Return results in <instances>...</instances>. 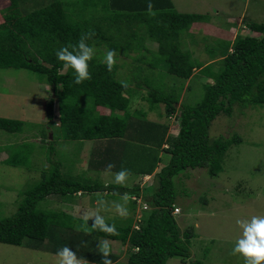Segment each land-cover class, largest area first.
I'll return each instance as SVG.
<instances>
[{
  "label": "trees",
  "instance_id": "16d2710c",
  "mask_svg": "<svg viewBox=\"0 0 264 264\" xmlns=\"http://www.w3.org/2000/svg\"><path fill=\"white\" fill-rule=\"evenodd\" d=\"M26 1L10 0V5L2 11L0 68L31 70L51 87L53 96L47 102L46 115L49 124L56 127L54 118L58 109L61 122L58 128L64 139L119 143L113 152L96 151L98 158L91 162L96 169L106 171L107 165L113 163L116 166L113 172L123 166L132 174H153L156 181L141 194L138 186L120 187L111 181L65 176L61 165L56 164L51 171L44 170L41 180L23 192L13 215L0 218V242L44 248L55 254L62 246L68 245L77 250L78 255L100 263L97 244L107 239L128 244L132 253L127 264H168L169 259L176 256L186 262L191 257L190 241L195 233L193 227L182 230L173 212L178 205L174 177L181 173L187 176L185 172L197 168H206L211 177L218 176L224 170L229 148L242 140L238 134L211 137L209 131L213 121L220 114L231 116L235 106L246 108L264 104V24H250L254 35L240 32L232 44H226L218 71L210 70L212 63L200 69L201 74L213 81L204 85V96L198 104L177 107L184 82L177 89L169 88L167 84L147 87L144 100L148 101L149 109L154 110L158 104H164L165 113L161 116L176 114L180 121L177 134L171 136L168 135V124L146 120L147 113L143 110L131 114L129 106L132 95L136 94V90L131 92L132 82L136 86L142 85L133 76L136 69L158 71L159 67H166L168 71L172 54L159 55L157 61L149 62L144 60L145 56L136 57L134 61L142 65H128L132 79L129 76L122 79L119 70L125 64L116 62L109 72L97 48L106 43L108 50H115L117 55L120 53L118 56L130 57L128 52L137 46L131 43L127 28L134 22L147 26L156 35L173 32L170 34L171 42L178 46L175 38L180 28L205 20L206 15L177 13L171 10V0H98L96 3L83 0L84 7L75 9L77 18H74L67 15L59 0L31 11L24 9ZM150 2L155 16L148 14ZM90 4L97 5L98 16L86 13ZM89 29L95 32L87 41L95 49L90 62L92 79L77 85L73 80V70L63 67L56 51L68 43H76L81 33ZM188 67V71L176 76L189 79L194 71L190 62ZM168 73L173 75V71ZM121 81L127 82L128 87H122ZM23 125L22 120L0 116L1 130L19 132ZM53 140L54 135L51 142ZM138 142L144 145L142 149ZM164 143L167 147H163ZM162 152L169 155V160L157 170ZM6 162L17 166L24 165L26 160L9 156ZM146 189L151 191L144 192ZM99 191L103 192L100 196H119L128 192L135 197L130 200L132 204H136L137 198H143L150 208L143 210L136 224L132 221L126 226L115 224L118 235L109 236L98 230L86 234L85 218L74 215L75 204L80 199H88V196L92 201L96 198L94 193ZM81 193L82 196L79 195ZM51 196L66 197L67 211L39 206ZM87 224L90 227L92 221L87 220ZM82 241L87 246L77 249ZM109 258L114 262L118 257L111 252ZM191 264L204 263L195 260Z\"/></svg>",
  "mask_w": 264,
  "mask_h": 264
},
{
  "label": "rangeland",
  "instance_id": "374dc122",
  "mask_svg": "<svg viewBox=\"0 0 264 264\" xmlns=\"http://www.w3.org/2000/svg\"><path fill=\"white\" fill-rule=\"evenodd\" d=\"M59 1L63 3L67 15L70 14L74 18H77L75 9L84 7L83 0ZM93 1L96 3L98 0ZM50 2L54 0L45 2L27 0L24 3L27 6L24 9L31 11ZM173 2L177 13L202 14L207 18L180 28L178 35L181 48H170L166 51L173 56L168 69L173 71V75L168 73L166 67H159L158 71L136 69L133 76L137 77L136 80H140L142 85L136 86L132 82L131 92L134 93L136 90V94L132 95L129 106L131 114L143 110L147 113L146 120L168 124L171 136L177 134L180 121L176 114L170 117L161 116V113H165L164 104H158L156 109L149 110V103L144 100L147 96V87L167 84L169 88L177 89L180 83L184 82L177 107L182 104L190 106L198 104L204 96V85L213 80L201 74L199 70L193 69L194 76L191 77L190 84L186 85L188 80L177 77V73L188 71L189 62L194 64L195 61L199 66L209 58L219 56L226 46L225 33L231 30L230 27L237 26L239 21H241L239 29L246 35L254 34L250 28L244 31L242 25L249 27L253 23L264 24V0H248L247 3H244L245 0H173ZM9 4L10 0H0V9L6 8ZM97 9V5L90 4L86 13L89 16H98ZM1 16L2 10L0 11L2 21ZM228 17L234 18L233 24L228 23L229 20L226 19ZM209 22L213 30L204 35L201 26ZM142 46H144L143 52L141 48L134 49L130 56H137L139 52H142L147 62L157 61L156 59L160 56L154 48L156 45L150 40ZM194 48H199L198 53L195 54H198L197 56H194ZM97 50L103 55L101 59H104L108 51L107 44L103 43ZM118 55L116 62L120 65L125 64L119 70L121 73L119 75L122 79L128 76L132 79L130 77L132 74H129L127 69L128 65L135 67L142 63L134 61L136 57L131 59V57ZM219 67L218 61L210 66V70L218 71ZM50 96H53L51 87L36 72L23 68H0V116L22 120L24 123L23 129L19 132L11 133L0 129V218L13 215L18 209L23 192L41 180L44 170L51 171L56 164L61 165L65 176L115 183L112 174L98 170L94 164H91L92 160L98 158L96 151L105 149L99 140L64 139L58 128L61 125L58 109L54 118L56 127L49 124L46 105ZM209 132L213 138L238 134L242 141L234 143L229 148L224 160V170L218 176L211 177L206 168H197L185 172L187 176L181 173L174 177L178 196L177 207L180 208V212L175 214L176 219L182 230L193 227L195 234L190 241L191 257L186 262L180 257H172L168 264H191L195 260L202 261L204 264H244L243 257L231 254L235 242L242 235V229L236 221L250 219L254 215H264V104L246 108L235 106L231 116L220 114L213 121ZM53 135L54 140L51 142ZM9 156L24 159L26 163L14 166L6 162ZM168 160L169 155L162 152V161L158 170ZM138 178L139 174L131 175L127 186L135 187L134 184L138 183L142 189H145L154 185L156 181L153 175L151 178L140 181ZM147 191L151 190L146 189L144 192ZM102 193L99 191L93 195L96 198L100 197L98 201L103 199L108 204L101 214L107 221L118 226H126L131 221L133 224L138 223L143 209H147L145 205L148 209L150 208V204H147L145 199L137 198L136 201H141L142 210L140 208L136 211L135 218H132L131 210L129 216L121 217L111 207L112 202L119 201L120 194L119 196H100ZM131 203L129 201V208ZM39 206L49 210L67 211L66 197L51 196L42 201ZM88 212L91 213L90 210ZM117 243L121 242L117 241ZM111 244L114 242L111 241ZM119 246L121 244H118ZM121 250V258L113 264H127L132 250L127 246H122ZM126 250L129 252L124 254ZM57 260L55 253L46 251L44 248L34 249L26 245L16 246L0 242V264H57ZM92 264L97 263L92 262Z\"/></svg>",
  "mask_w": 264,
  "mask_h": 264
},
{
  "label": "clouds",
  "instance_id": "9594fccd",
  "mask_svg": "<svg viewBox=\"0 0 264 264\" xmlns=\"http://www.w3.org/2000/svg\"><path fill=\"white\" fill-rule=\"evenodd\" d=\"M153 4L150 2L147 6V11L150 16H155ZM95 35L94 30L89 29L81 33L79 40L76 43H68L56 51L58 61L62 62L65 69L71 68L74 72V83L79 85L84 81H90L92 75L90 72V62L95 56L94 47L90 46L87 41ZM117 53L115 50H108L104 57L106 68L111 72L116 64ZM121 86L128 87L127 82L121 81ZM115 164L109 163L106 171L113 175L115 184L120 187H126L129 178L132 175L130 169L121 167L119 171L113 172ZM133 199L130 193L124 192L120 194L119 201H114L111 204L116 213L121 217H127L131 214L128 207L129 201ZM99 207L92 215L85 216L84 231L90 234L91 231H100L109 236L118 235L116 225L109 224L107 219L101 212L108 207V204L103 199L98 201ZM145 207L148 209L147 205ZM91 220L92 224L89 227L87 220ZM237 225L242 229V235L235 242L232 248V255L243 257L244 264H264V215H254L250 219H238ZM136 224V223H135ZM87 245L82 241L79 247ZM98 254L101 256L100 264H113L109 258L112 252L111 241L104 239L97 244ZM138 251V249H137ZM57 264H92L84 256H80L77 250H73L68 245L62 246L57 250Z\"/></svg>",
  "mask_w": 264,
  "mask_h": 264
},
{
  "label": "crops",
  "instance_id": "0c3cea01",
  "mask_svg": "<svg viewBox=\"0 0 264 264\" xmlns=\"http://www.w3.org/2000/svg\"><path fill=\"white\" fill-rule=\"evenodd\" d=\"M171 2H172V9L171 10H176L175 9V5H174V2H173V0H171ZM248 2V0H245V2L244 3H247ZM10 5V4H9ZM8 5V6H9ZM7 6V7H8ZM6 8H2V9H0V11L2 10V11H4ZM170 10V9H169ZM2 17V16H1ZM227 20H229L228 21V23H232L233 24V19L234 18H231V17H228V18H226ZM3 20V19H2ZM211 21H213L214 23H215V21L214 20H211ZM2 21L0 20V23H1ZM195 23H197V22H195ZM218 25V24H217ZM235 25V24H234ZM240 25H241V21H239L238 22V25L237 26H232V27H230V31L228 32V33H225V36H226V42L224 43V44H227V43H230V44H232L233 42H234V40H235V38H236V36L238 35V33H240L241 32V30L239 29V27H240ZM219 26V25H218ZM242 27V29L245 31V30H249V27L248 26H246V25H242L241 26ZM127 28V27H126ZM208 29V30H207ZM127 30H128V33L131 35V37H130V39H131V43L132 44H134V45H136L137 46V48H132L129 52H128V55L130 56V53H131V51L132 50H134V49H140L141 48V51L143 52L144 51V46H142L143 44L144 45H146L147 43H149L150 42V40H151V42H153L156 46L154 47L156 50H157V53L159 54V55H164V54H168L166 51L168 50V49H170V48H176V47H179V48H181V40L179 39V35H177V37L175 38V39H177L178 40V46L177 45H174V44H172V36L170 35V34H172L173 32H169V33H166V34H163V35H156V34H153V33H151L150 32V30H149V28L147 27V26H145V25H143V24H140L139 22H134L131 26H130V28H127ZM193 31H194V28L192 29ZM201 30L204 32V35L205 34H207L209 31H212L213 30V28H212V26H211V24H210V22L209 23H204L202 26H201ZM223 35V34H222ZM148 40V41H147ZM185 48H187V47H185ZM198 50H199V48H194V56H197V55H195L196 53H198ZM201 50V49H200ZM229 50L231 51V48H229ZM142 52H139L138 53V55L137 56H133V57H131V58H134V57H138V56H142ZM223 52H224V49L220 52V54H219V56H216L215 58H209L204 64H201V65H196V63H195V61H194V64H192V68L193 69H195V70H199V71H201L200 69H202V68H204V67H206L207 65H209V64H214V63H216V62H218V61H220L221 59H223L224 58V55H223ZM127 57V56H126ZM192 76H194V74H192ZM191 76V77H192ZM191 77L189 78V79H187L188 81H187V83H186V85H189L190 84V80H191ZM150 110V109H149ZM170 133V132H169ZM169 135V134H168ZM125 140H128L129 141V139L128 138H124ZM100 141V144H102V146H103V148H105L104 150H101V152H103V153H106V152H108V153H110V151L112 150V152L113 151H115L116 149H117V147H118V145L117 144H119V143H113V142H111V141H108V140H99ZM131 141H134V140H131ZM136 142V141H135ZM97 143H98V141H97ZM131 143H134V142H131ZM137 143V142H136ZM99 144V143H98ZM138 144H139V147H140V149H142V147L144 146L141 142H138ZM163 147H167V145L164 143L163 144ZM111 152V153H112ZM161 155H162V153H161ZM159 168V167H158ZM158 168H157V170H158ZM133 175V174H132ZM152 175L153 174H139V178H138V181H140L141 179H147V178H151L152 177ZM71 177H73V176H71ZM135 186H138L139 187V190H140V193L142 194V192H143V190H144V188L142 189V187L137 183V184H134ZM131 187H133V186H131ZM149 187V186H148ZM80 196H82V193L81 194H79ZM133 197V199L132 200H134V196H132ZM141 201H136V204H135V206L131 203V207L129 208L131 211H132V213H133V216H132V218H135L136 217V211L138 210V209H140L141 208V210H142V208H143V206L141 205V203H140ZM68 204V203H67ZM146 204V203H145ZM99 207V204H98V200L95 198V199H93L92 201L89 199V196H88V199L86 198V200H82L81 201V199H80V202L78 203V204H75V211H74V215H76V216H80L81 218H85V216L86 215H92V214H94L95 212H96V210H97V208ZM135 208V209H134ZM88 210H90V212L91 213H89L88 212ZM144 210V209H143ZM143 213V212H142ZM142 216V215H141ZM112 242H114V244H111V247H112V253L113 254H115L118 258H117V260L116 261H114L113 263H117V261L121 258V253H122V250H121V247L122 246H127L128 247V244H122V243H117V241H112ZM118 244H121V246H119L118 247ZM128 249V248H127ZM114 250H116V251H114ZM127 251L129 252V250H126L125 252H124V254H126L127 253ZM90 262H92V261H90ZM93 263H97V262H93ZM97 264H100V263H97Z\"/></svg>",
  "mask_w": 264,
  "mask_h": 264
},
{
  "label": "built area",
  "instance_id": "2783aa9c",
  "mask_svg": "<svg viewBox=\"0 0 264 264\" xmlns=\"http://www.w3.org/2000/svg\"><path fill=\"white\" fill-rule=\"evenodd\" d=\"M173 212L174 214H178L180 212V208L176 206Z\"/></svg>",
  "mask_w": 264,
  "mask_h": 264
}]
</instances>
